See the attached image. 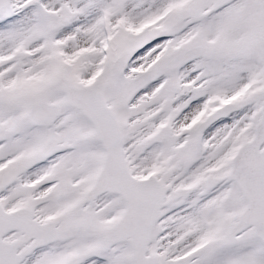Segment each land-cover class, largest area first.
<instances>
[{"label": "snow or ice", "instance_id": "1", "mask_svg": "<svg viewBox=\"0 0 264 264\" xmlns=\"http://www.w3.org/2000/svg\"><path fill=\"white\" fill-rule=\"evenodd\" d=\"M0 264H264V0H0Z\"/></svg>", "mask_w": 264, "mask_h": 264}]
</instances>
